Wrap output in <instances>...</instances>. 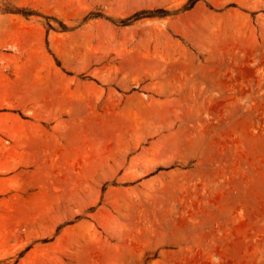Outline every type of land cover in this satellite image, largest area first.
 Masks as SVG:
<instances>
[{
	"label": "rangeland",
	"instance_id": "obj_1",
	"mask_svg": "<svg viewBox=\"0 0 264 264\" xmlns=\"http://www.w3.org/2000/svg\"><path fill=\"white\" fill-rule=\"evenodd\" d=\"M0 264H264V0H0Z\"/></svg>",
	"mask_w": 264,
	"mask_h": 264
}]
</instances>
